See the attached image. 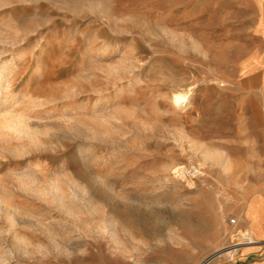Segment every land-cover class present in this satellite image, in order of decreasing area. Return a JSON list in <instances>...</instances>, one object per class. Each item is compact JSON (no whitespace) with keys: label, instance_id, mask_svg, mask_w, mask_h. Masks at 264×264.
<instances>
[{"label":"rangeland","instance_id":"374dc122","mask_svg":"<svg viewBox=\"0 0 264 264\" xmlns=\"http://www.w3.org/2000/svg\"><path fill=\"white\" fill-rule=\"evenodd\" d=\"M257 23L253 0H0V118L33 128L0 137V264H203L257 241Z\"/></svg>","mask_w":264,"mask_h":264},{"label":"bare ground","instance_id":"6f19581e","mask_svg":"<svg viewBox=\"0 0 264 264\" xmlns=\"http://www.w3.org/2000/svg\"><path fill=\"white\" fill-rule=\"evenodd\" d=\"M100 52H105V51H100ZM2 72H3V68H1L0 70V80L3 78ZM3 88H0V99L2 98L4 94ZM193 94H194V91L192 87L182 88V89L179 88V89L173 90L171 92L170 99H171V104L174 107V109L179 110V111H184V109L187 107V104L191 101ZM101 98H102L101 96L97 98V101L95 103L96 105L102 102L103 99ZM31 125L32 123L30 122V118L26 113L20 112V113L9 114V115L4 114L0 118V137H4L5 135H9V134H15L18 136L20 135L31 136L33 134L32 133L33 128ZM97 135L99 137V132ZM208 155L218 160L219 163H221V165L223 166L225 171H228L231 168V161L228 155L224 154L223 152H220V151L208 152ZM171 168L175 169V171L179 173H183L185 171V167H180L179 165H174ZM9 214L11 215V213ZM239 239H240V242L236 243V245L234 244L235 246L232 245V246L222 248L223 250L217 251L215 254L207 258L203 262V264H209L215 259L221 258L224 256H232L233 253L236 251L237 245L243 244L246 240H249L248 243L250 244L256 243V240L253 238V235L250 229L247 230L246 232L241 233V237Z\"/></svg>","mask_w":264,"mask_h":264},{"label":"crops","instance_id":"0c3cea01","mask_svg":"<svg viewBox=\"0 0 264 264\" xmlns=\"http://www.w3.org/2000/svg\"><path fill=\"white\" fill-rule=\"evenodd\" d=\"M255 13L259 15L260 23L255 26L257 31H264V0H253ZM253 199L254 210L260 213L259 219L253 222L246 218L247 208ZM248 202L245 209V220L248 226H253L254 235L257 238L256 244L247 246L237 264H264V191H256ZM218 264V263H216ZM233 264V263H229Z\"/></svg>","mask_w":264,"mask_h":264},{"label":"built area","instance_id":"2783aa9c","mask_svg":"<svg viewBox=\"0 0 264 264\" xmlns=\"http://www.w3.org/2000/svg\"><path fill=\"white\" fill-rule=\"evenodd\" d=\"M232 223H236V220L233 219V220H232ZM235 244H236V243H235ZM238 246H239V245H237V247H236V251L233 253V255H232V256H228V257H230V260H231V261H234V255H235L236 252L239 251Z\"/></svg>","mask_w":264,"mask_h":264}]
</instances>
